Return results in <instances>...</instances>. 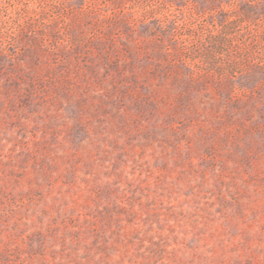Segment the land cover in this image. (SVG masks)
Masks as SVG:
<instances>
[{
	"label": "rangeland",
	"instance_id": "374dc122",
	"mask_svg": "<svg viewBox=\"0 0 264 264\" xmlns=\"http://www.w3.org/2000/svg\"><path fill=\"white\" fill-rule=\"evenodd\" d=\"M0 264H264V0H0Z\"/></svg>",
	"mask_w": 264,
	"mask_h": 264
}]
</instances>
